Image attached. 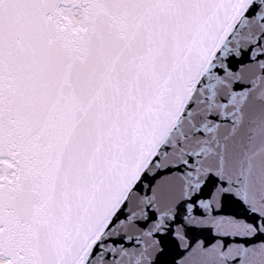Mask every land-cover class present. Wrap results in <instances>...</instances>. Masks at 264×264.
I'll return each instance as SVG.
<instances>
[{"label":"snow or ice","instance_id":"snow-or-ice-1","mask_svg":"<svg viewBox=\"0 0 264 264\" xmlns=\"http://www.w3.org/2000/svg\"><path fill=\"white\" fill-rule=\"evenodd\" d=\"M0 264H264V0H0Z\"/></svg>","mask_w":264,"mask_h":264}]
</instances>
